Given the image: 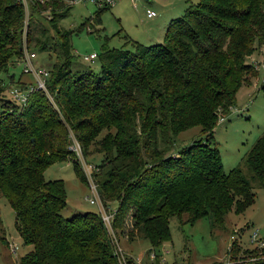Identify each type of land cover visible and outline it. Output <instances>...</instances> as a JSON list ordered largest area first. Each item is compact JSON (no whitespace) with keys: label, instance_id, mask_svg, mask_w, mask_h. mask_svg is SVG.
<instances>
[{"label":"trees","instance_id":"16d2710c","mask_svg":"<svg viewBox=\"0 0 264 264\" xmlns=\"http://www.w3.org/2000/svg\"><path fill=\"white\" fill-rule=\"evenodd\" d=\"M60 2L29 0L26 22L21 0H0V75L21 61L23 42L58 49L61 60L47 71L45 92L33 89L22 106L9 102V110L0 104V196L28 247L17 264H117L98 214L63 217V182L44 179L49 166L70 160L85 183L68 150L70 134L83 155L92 147L101 156L94 178L104 206L116 203L114 232L124 231L130 213L126 233L147 241L148 253L170 241L171 217L189 224L208 217L221 227L229 212L242 214L254 203V188L264 194V132L245 156V172H224L213 141L217 121L257 75L246 59L264 44V0H196L169 20L161 42L134 43L132 52L103 48L96 73L71 70L70 31L53 20L49 29L32 27L41 10ZM51 33L58 45H49ZM22 73L30 74L23 66ZM5 87L0 78V94ZM193 127L200 136L173 150L175 136ZM229 246L226 256L236 255L237 243ZM158 257L154 264H161Z\"/></svg>","mask_w":264,"mask_h":264},{"label":"rangeland","instance_id":"374dc122","mask_svg":"<svg viewBox=\"0 0 264 264\" xmlns=\"http://www.w3.org/2000/svg\"><path fill=\"white\" fill-rule=\"evenodd\" d=\"M24 5L26 22L29 19L28 3ZM60 6L42 9L41 17L32 25L42 24L49 29V20L57 23L60 29L70 31V47L72 53L71 70L89 69L93 72L100 70L99 56L103 48L109 50L135 49L134 43L149 46L154 42L152 37L162 41L167 28V18L182 15L185 9L193 5L196 0H116L114 5L102 9L90 2L71 4L67 0H60ZM45 10V11H44ZM146 10L156 13V17L147 18ZM175 18V17H174ZM51 31V30H50ZM58 45L57 36L50 34ZM38 37V36H36ZM49 38V37H48ZM23 53H35L33 63L36 68H44L55 72L60 64L59 51H42L34 48V42H23ZM95 54L92 62L83 60L84 56ZM21 56V57H22ZM9 67L7 73H1L0 78L6 85L0 94V104L4 110H9L10 101L6 94L9 87H16L9 83V77H14V83L20 79L34 85L31 74L22 73V65ZM257 71L255 77H248L250 83L243 85L237 91L235 103L225 115L222 114L213 130V141L219 150L221 164L224 172L239 167L244 172V159L257 138L264 132V44L257 47L250 58L246 59ZM0 105V110L1 106ZM200 136L199 128L193 127L178 133L173 141V150H179ZM83 155L86 162L98 165L100 157L92 147ZM44 179L61 180L64 185L65 208L61 215L70 217L75 212H97L94 205L85 199L88 190L75 175L72 162L66 160L49 166L43 173ZM254 203L239 215L232 211L225 217L221 227L212 226L208 217L200 219L193 224L179 222L173 216L169 219L170 241L163 243L158 251H150L149 244L140 238L137 233L130 237L126 230L131 228L130 213L125 216L124 231L113 230L118 246L111 244L113 258L116 263L118 257L122 261H132L135 264H154V254L159 255L161 264H213L231 259L243 262H264V254L250 242V236L256 232L258 238L264 241V194L259 188H254ZM109 213L116 209V203L109 204ZM186 214L182 220H185ZM103 225V224H102ZM104 229H106L103 226ZM106 231V230H105ZM107 233V231H106ZM108 234V233H107ZM139 236V237H138ZM232 242H236L239 251L236 255L225 257L227 249ZM16 247V250H12ZM115 248V249H114ZM28 250L23 246L16 231L14 213L6 200L0 196V264H17L18 259ZM121 250V251H119ZM115 251L118 253H115ZM122 252V253H121ZM146 252L148 254H146ZM151 254H153L151 256ZM127 264V263H126Z\"/></svg>","mask_w":264,"mask_h":264},{"label":"built area","instance_id":"2783aa9c","mask_svg":"<svg viewBox=\"0 0 264 264\" xmlns=\"http://www.w3.org/2000/svg\"><path fill=\"white\" fill-rule=\"evenodd\" d=\"M23 5H25L26 1L21 0ZM71 4L75 3H83V2H90L92 5H95L97 7H111L114 5L116 0H68ZM147 18H153L156 17V13L151 10H146L145 12ZM35 58V53H27L24 52L21 63L23 66V72L24 73H30L33 80H34V86H28L26 88L21 87H9L6 90V94L8 96V100L12 102L14 105L22 106L25 103L27 94L33 90V89H40L43 92L46 91L44 81L48 77V72L46 69L40 67L36 68L33 59ZM96 58L95 54H90L88 56H84L83 60L86 62H92ZM220 119V118H219ZM70 145L68 146V150L71 152L73 157L76 159L81 172L85 179V185L88 190V196H86V200L90 205H94L97 208L98 216L100 217V220L103 224V226L106 228L105 230L108 233V236L110 238L111 244L114 247V244L118 246V241L115 237V234H113V230L111 228V222L113 213H109L108 209L104 206L102 203L98 190L97 185L95 183L94 175L99 171V168L97 165L86 162V159L84 158L82 154L81 147L78 143V141L75 139V137L70 134ZM250 242L254 244L255 248H263L264 247V241L258 238L256 232H253V234L250 236ZM115 249V248H114ZM12 250H16V247H12ZM121 251V250H119ZM115 253H117L115 251ZM122 253V252H121ZM118 254V253H117ZM153 254H151L152 256ZM123 260L121 261L118 257L119 264H126L125 258L123 255L121 256ZM229 258V256H225ZM218 264H254L252 261L250 262H243L231 259H224L222 262H218Z\"/></svg>","mask_w":264,"mask_h":264},{"label":"crops","instance_id":"0c3cea01","mask_svg":"<svg viewBox=\"0 0 264 264\" xmlns=\"http://www.w3.org/2000/svg\"><path fill=\"white\" fill-rule=\"evenodd\" d=\"M177 16H179V15H177ZM177 16H174V17H177ZM174 17H169V18H167L166 22L168 23L169 20L172 19V18H174ZM153 39H158V40H154L155 43H159V42H161V41L159 40V38H155V37H152V40H151L150 42H152ZM249 58H250V57H249ZM85 212H86V211H85ZM219 261H220V260H219ZM219 261H218V262H219Z\"/></svg>","mask_w":264,"mask_h":264}]
</instances>
